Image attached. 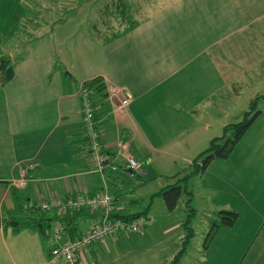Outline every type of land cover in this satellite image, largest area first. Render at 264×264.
Wrapping results in <instances>:
<instances>
[{"label":"crops","instance_id":"obj_1","mask_svg":"<svg viewBox=\"0 0 264 264\" xmlns=\"http://www.w3.org/2000/svg\"><path fill=\"white\" fill-rule=\"evenodd\" d=\"M41 1L0 0V31L15 36L31 9L27 2L40 6ZM99 41L98 65L89 54L74 62L51 49L31 54L34 43L19 59L7 49L15 75L0 86V264H68L51 254L54 244L46 237L48 230L58 223L68 226L70 221L74 229L63 233V242L82 235L100 220L101 212L88 210L69 220L56 212H44L40 203L50 195L93 196L108 190L116 211L141 212L130 211L138 206V200L127 196L126 184L137 172L148 175L143 160L151 164L155 155L177 156V147L188 149L189 127L201 116L197 112L213 105L224 90L238 94L241 82L264 65V0H172L133 29ZM39 44L40 50L46 48L45 43ZM97 77L103 79L106 90L93 98L96 118L105 152L119 167L108 171L105 179L89 164L79 96V85ZM117 92L130 94L126 107L119 105L114 96ZM263 114L262 110L228 158L214 160L221 162L222 174L216 175L221 183L210 184L212 192L207 193L205 186L204 194L199 191L198 195L210 202L206 211L213 221L223 209L235 210L240 217L234 226L219 229L208 247L202 244L203 249L197 251L201 259L193 264H264V126L258 124ZM167 128L178 140L174 150L166 149L168 140L161 135ZM120 140L126 143V155L117 152ZM126 156L134 157L140 170H132ZM29 161L38 163L33 178L26 188H16L12 179L19 175V166ZM193 175L182 182L190 191L182 199L187 209L190 198L189 203L198 210L193 205V190L188 188ZM42 214L49 219L44 223L45 234L33 226L14 232L4 225L11 218ZM187 216L172 227L160 224L155 217L144 231L119 233L95 242L83 252L81 263L169 264L187 236L183 225ZM192 228L191 243L198 226ZM210 229L207 226L203 233ZM190 245L180 264H188Z\"/></svg>","mask_w":264,"mask_h":264},{"label":"rangeland","instance_id":"obj_2","mask_svg":"<svg viewBox=\"0 0 264 264\" xmlns=\"http://www.w3.org/2000/svg\"><path fill=\"white\" fill-rule=\"evenodd\" d=\"M171 1L42 0L40 6L33 2H31L32 4L27 2V6H31V9L29 10V14L23 16L19 32H15V36L11 37L10 34L12 32L0 31V54L7 56V49L10 47L9 49L14 52L15 59H19L25 53H29V46L34 43L35 48L30 47L31 54L51 49L55 54L59 53L64 59L66 58V61L70 62H74L76 57L79 59L80 56L83 58L86 54H89L95 57L96 65H98L101 58L102 45L98 36H111L113 33L122 32L131 21H141L155 9L165 7ZM124 5H127L129 9L125 10ZM125 15L129 16L130 19L128 17L124 19ZM90 39H97L98 41L96 40V43H89L88 40ZM40 40V44L43 45L45 43L46 45V48L41 50L40 47H37ZM13 45H17L20 48H15ZM255 70L254 75H250L249 78L241 82L242 86L238 94H231L224 90L223 95L215 99L213 105H209L203 111L199 110L197 112L201 116L200 119H197L194 126L192 123L189 127L191 132L186 137L189 138L188 149L184 146L177 147L176 149L180 153L179 155L175 151L177 156L173 154L172 156L165 154L164 156L155 155V159L151 164L147 160H143L146 163L145 169L148 175L138 174L137 172L131 182L127 181L126 185L129 188L127 196L138 200V206L133 207L130 211H143L153 201L150 215L148 216L152 218L156 217L157 221L160 220V224L167 223L168 227H172L174 222L189 214L184 200L181 198L175 211L170 213L167 211L161 197H156L152 200L151 195L173 184L176 180L184 178L186 174H194L189 180L188 188L193 190L195 196L193 205L198 210L200 208L201 212L200 210H195L193 215L190 216L191 226H198V231L196 230V238L193 239L190 245L189 251L191 253L186 257L188 264L200 261L201 256L197 254V251L203 249L202 244L204 245L207 237V232L204 234L203 231L207 226H212L211 220L214 219L206 211V207L210 205V202L203 199L202 195H198L200 194L199 191L201 190L202 194H204L203 187L205 186L207 193L212 192L209 185L220 184L221 182L216 179V175H219V172L220 175L222 174L219 171L220 166L218 165L221 162L217 163V161L213 160L210 167H207L208 170H205L206 172L199 171L198 174L195 172L198 167L191 163L194 162L198 153L205 151L209 147L210 141L214 137L223 135L227 124L233 125L245 119V113L250 110L251 103L249 102L258 94L261 95L257 97L259 105L253 109H261L264 112V65L257 66ZM221 98L224 102L221 101ZM190 114L194 119L196 118L193 115L194 112ZM260 123L264 126V114L258 124ZM233 130L234 128L230 129L229 134H232ZM161 135L168 140L166 143L167 150L171 149L175 145V142L178 141L171 135L169 128L163 131ZM185 156L189 157L188 159L190 160H184ZM196 162L200 163V165L202 163L200 159ZM213 194L217 195L216 199H220L218 193ZM198 196L200 200H198ZM194 217H197L196 222L192 221ZM218 241L215 240V243H218ZM243 255H241V259Z\"/></svg>","mask_w":264,"mask_h":264},{"label":"built area","instance_id":"obj_3","mask_svg":"<svg viewBox=\"0 0 264 264\" xmlns=\"http://www.w3.org/2000/svg\"><path fill=\"white\" fill-rule=\"evenodd\" d=\"M79 86L83 134L87 143L89 164L93 172L105 179L108 171H117L119 167L105 152V146L102 142L103 131L96 118V108L91 95L92 90L85 83ZM114 96L123 108L129 104L131 99L129 93L117 92ZM126 150V143L124 140H120L118 142V154L126 155ZM126 159L132 170H140L141 164L134 157L126 156ZM37 165L38 163L35 161H29L19 166V175L12 179L13 186L26 188L33 178L32 171ZM39 208L45 212L56 211L59 215H66L85 208L91 212H101L100 220L92 223L89 229L76 241L60 242L61 234L65 229V225L62 223H58L49 231L48 240L54 244L51 250L52 255L62 258L68 264H82L81 256L89 245L104 241L119 233H138L154 221V218L150 216H142L132 220L110 217L114 211V199L108 190L99 191L93 196L83 193L66 197L58 194L50 195L41 201Z\"/></svg>","mask_w":264,"mask_h":264},{"label":"trees","instance_id":"obj_4","mask_svg":"<svg viewBox=\"0 0 264 264\" xmlns=\"http://www.w3.org/2000/svg\"><path fill=\"white\" fill-rule=\"evenodd\" d=\"M124 9L128 10L129 8L127 5H124ZM127 17H128V19H130L129 16H126V15L124 16V19L125 18L127 19ZM138 23H139V21H135V20L131 21L130 23H128L127 27L122 32L113 33L111 36H109V35H106L103 37L98 36V38H100L102 40L107 39V38L110 39L111 37L114 38V37L119 36L120 34L126 32V31L133 29ZM14 75H15V69H14L11 58L9 56H3L0 54V86L5 85L7 82H9L11 79H13ZM84 83L87 85L88 88H90L92 90V93H91L92 98H94L97 95H102L103 93H105L106 84L104 83L103 79L100 77L94 78V79H92L90 81H86ZM257 105H258V100H257V98H255L250 104V110L245 113V116H244L245 119L244 120H242L238 123H235L233 125L232 124L226 125L224 128L223 135L219 136V137H215L210 141L209 147L205 151L201 152L197 156V158L194 160L195 164L197 163L196 161L199 159H200V161H202L201 165H198V168L195 172H199V171L204 172L213 160H215L217 158L225 159L231 155V153L233 152V150L235 149L237 144L241 141V139L247 133L249 128L253 125L256 118L262 113V110H254L253 109ZM232 128H234V130H233L232 134H229V130L230 129L232 130ZM190 177H191V175L188 174L183 179H180V181L173 183V184H170L167 187L162 188L159 192H156L152 195V199L155 196H162L165 203H166L167 209L170 212H174L179 201H180V199L185 195V193L186 192L190 193V191H188L186 188V183H184V184L182 183V182L187 181ZM187 200H188L187 206L189 209V214H188L187 218L185 219V221L183 222V225L185 226L188 233H187V236L185 237V239L182 243V247L177 252V254L169 261V264H180L181 263L183 257L187 253V250L189 248V245H190L192 237H193V231H192L193 228L191 226L190 216L193 215L195 209L189 203L190 198ZM150 207H151V203L146 207V209H144L141 212H137V213L118 212L115 210V207H114V211L111 213L110 217H112V218H123V219H127V220L128 219L129 220L137 219V218H140L142 216H144V217L148 216L146 213L150 209ZM85 210L90 211L88 208H85V209L80 210V211H76L73 213H69L66 215H60V216L65 217V219L69 220V219H72L71 217L74 216L75 214H79ZM49 212H56V211H49ZM98 212L100 213V211H98ZM92 213H97V212H92ZM217 215L219 217V220L213 221L211 229H210L209 233L207 234V237L205 240V244H204L205 247H208L211 244L212 240L214 239V237H215V235L219 229L234 226L240 217L239 212H237L235 210H226V209L220 210L217 213ZM48 220L49 219L45 218L44 214H42L38 217L22 216L21 218L15 217V218H11L9 220H6L4 225L6 228L11 227L14 232L19 231L21 228H23L25 226H33V227L38 228V230L42 234H45V231H47V230L45 229L44 223H46V221H48ZM68 222H69L68 226L66 224H64L65 229H64L63 233L67 229L68 230L74 229V227L71 226L70 221H68ZM52 229H53V227L50 230H48V232L46 234L47 239L49 238V231H51ZM63 233L61 234V237H62ZM82 235H80L78 237H74V238H69L66 241H68V240L69 241H76ZM63 242H65V241H63Z\"/></svg>","mask_w":264,"mask_h":264},{"label":"water","instance_id":"obj_5","mask_svg":"<svg viewBox=\"0 0 264 264\" xmlns=\"http://www.w3.org/2000/svg\"><path fill=\"white\" fill-rule=\"evenodd\" d=\"M1 224H2V220H1V217H0V226H1Z\"/></svg>","mask_w":264,"mask_h":264}]
</instances>
